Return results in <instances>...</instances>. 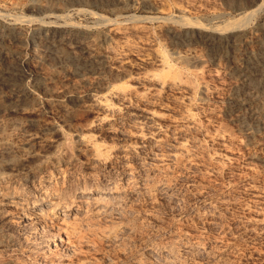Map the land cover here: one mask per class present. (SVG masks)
I'll use <instances>...</instances> for the list:
<instances>
[{"label":"rangeland","instance_id":"374dc122","mask_svg":"<svg viewBox=\"0 0 264 264\" xmlns=\"http://www.w3.org/2000/svg\"><path fill=\"white\" fill-rule=\"evenodd\" d=\"M246 1L0 0V35L7 52L0 57V72L8 66L30 69L49 84L43 89L24 80L38 99L33 111L0 109V159L21 156L32 165L36 154L46 159L42 168L34 165L29 172L34 177L23 175L19 163L6 165V171L14 172L7 182L36 194L37 175L53 179L54 189L63 193L83 184L127 187L128 179L145 178V186L126 199L119 229L101 232L98 227L104 224L96 215L87 219L85 208L79 209L77 217L83 220L73 227L82 233L80 241L71 237L73 230L64 233L61 223L57 229V220L22 222L14 208L0 203V264H46L60 250L65 259L76 255L84 264H264V124L250 127L253 120L242 122V115L226 106L240 84L236 53L225 47L209 50L198 42L204 29L240 21L262 2ZM243 23L245 47L254 50L252 32L264 28V8ZM71 34L95 38L105 58H89L76 48L74 55L86 67L63 70L62 58L46 48ZM261 88L256 105L248 109L259 114ZM122 94L125 100L119 99ZM9 95L0 83V104L7 105ZM102 95L110 96L112 107L93 105L92 99ZM146 111L155 112L158 130L132 122ZM119 122L120 131L109 126ZM185 122L191 127L183 129ZM80 135H89L99 147L101 143L98 166L90 162ZM10 144L14 152L1 151ZM125 148L134 155L123 156ZM142 158L150 166L143 172ZM162 178L169 183L168 199L152 187ZM91 217L96 225L85 230ZM110 229L117 232L105 237ZM93 232L97 242L89 241V246ZM48 233L72 238L79 246L85 243L72 255L57 243H45Z\"/></svg>","mask_w":264,"mask_h":264},{"label":"bare ground","instance_id":"6f19581e","mask_svg":"<svg viewBox=\"0 0 264 264\" xmlns=\"http://www.w3.org/2000/svg\"><path fill=\"white\" fill-rule=\"evenodd\" d=\"M227 1H229L230 4H235V3H240L241 0L240 1L239 0H227ZM244 3H247V1ZM244 3H243V5H244ZM248 5L249 4H247V6ZM246 8H248V7H246ZM263 8H264V0H262V2L259 5L253 6L247 13H245V15H243L242 20H240V21L237 20V22H235V20L234 21L231 20L228 22V25L226 27L220 28V29L218 27L212 28V29L209 28L210 29L209 31L204 29V31H201L198 35V37L201 38L200 41L198 40V42L205 44V46L209 50H213L216 48L219 49V48L225 47V50L227 49L228 51L235 52L236 53L235 56H237L239 58V63H238V67L236 69V73H237V77L239 79L240 84L234 90L233 94L231 96H229L226 106H227L229 112L237 111V113L242 115V117H240L242 122H248L250 119L253 120V121L249 122L250 124L247 123V125L250 127L254 124L258 125L260 122L264 124V105L262 108H260V107H259L260 109L258 108L259 110L262 109L261 114H259L260 112L257 110H256V112H251L250 110H248L251 108V106H253L257 102V100L259 99V93H260L259 89L262 87L261 88V91H262L263 86H264V28L262 30L252 32L253 36H255L254 38H256L257 48L249 51L247 49V46L245 47V43H246L245 36L246 35H245V33L242 32L243 30L241 27L243 26L242 25L243 22H246V20L248 18L255 17ZM197 26H199V25H197ZM18 30H20V29H18ZM2 34L3 33H1V35H0V57L3 58V57H6L7 52L5 49V46H6L5 42L6 41L4 42V38H3ZM86 36H88V35H86ZM86 36H83V35L80 36V35H75V34L64 35L60 39H56L55 42L53 41V42L49 43V45L47 46L46 49L50 50V51L52 50L54 53H57L58 56H60L62 58L63 70L66 71L69 68V69L75 70V72L76 71L79 72L80 69H83L86 67V63L84 64V63H81L80 61H78V58H76L77 56L74 55L75 53H73V52H75L76 48H81L82 50L86 51L88 54L87 56H89V58H93V59L94 58H100V57L102 59L105 58V54L99 53V51H98V41L95 38H92V37L89 38ZM63 40L65 42L69 41L71 46L67 47V48L60 47L61 46L60 42ZM72 42H73V44H72ZM256 42H255V45H256ZM76 50H78V49H76ZM162 56H164V58H165L166 55L162 54ZM164 58L162 57L163 61L165 60ZM166 58H167V56H166ZM35 76L36 75L32 71H30V69L18 70L14 67L11 68L9 66H8V68H6L4 70L1 69L0 83L5 84L9 88L10 95H9V98L7 101V105L3 106V104H0V109L4 107L6 110H10L12 112L13 111L27 112V111H31V110L33 111L34 109H36L37 105H38L37 96L34 95L33 92H30L31 90L28 91L25 88L24 83H23L24 80L27 78H30V79L34 80L35 83H37V86H39L40 88H43V89H49V86H48L49 84H47L46 82L44 83L42 78H39L38 76L35 77ZM45 91L49 92L48 90H45ZM49 93H51V92H49ZM107 95L98 96V97H95L94 99H92L94 102L93 105L97 106V107L101 105V106L108 108V106L110 104L107 101L109 100L108 98L110 96L107 97ZM112 95H114V94H112ZM124 95L123 94L120 95L119 99L125 100V97L127 95L126 96H124ZM124 102L126 103V101H124ZM262 104H264V103L262 102ZM110 106L112 107V105H110ZM259 106H262V105L259 104ZM111 107H109V108L111 109ZM143 117L144 118H142L141 120L133 119L132 122L142 124V125H147V127L151 126L152 128H154V130H158L157 127H159V125H157L158 123H157L155 112L146 111V112H144ZM104 118L105 117H102L99 119H100V121H105ZM188 124H190V123L185 122V125L182 126L183 129L191 127ZM109 126L111 128H113L114 130H117V131H120L122 129V124H120V122L115 123V124H109ZM78 140L79 141L82 140L83 143L87 146V149H88L90 156H91L90 162L96 166L97 163H99L102 160L100 156H103V154L100 152L101 143H100V147H99V143L92 140L89 135L88 136L87 135H80L78 137ZM84 144H83V146H84ZM1 145H3V144H1ZM15 148H16L15 146H13V145L11 146V144H10L9 146L3 147L1 151L9 154L11 152H14ZM131 150H129L128 148H125L123 150V152L125 153V154H123V156L124 155H126V156L134 155L133 153H135V151L132 150L133 152L131 154V152H130ZM155 152L156 151L152 152V156H150V158L156 155ZM36 155L37 156H35L36 159H35L34 165H36L37 168H42L44 166L43 165L44 162H46L45 161L46 159H45L43 154H39V155L36 154ZM105 157H107V156L105 155ZM174 160H175V162H177L180 159L177 157H174ZM18 163L21 164V166H22L21 170H23V172H22L23 175H28V176L34 177V175H32L33 173L30 175L29 172H32L34 170L35 166L32 165L31 163H26L25 158H23L21 156L20 157H15V156L10 157L9 155H7V158H5V159L1 158L0 159V203H5V204H7L6 206L9 205L12 208H14L15 211L17 212L18 216L20 217V221L23 220L22 222H25L26 220H29L30 222H33V221L44 222L45 220L46 221L49 220V222L50 221L52 222L53 220H57V222H55L57 225V229H59L58 226H60L58 224L61 223V225L64 227L62 229V231L64 233H68V232L73 230L72 233H70L72 236L71 235L70 236L74 237V238H78V239H76L77 241L82 240V239H79V236L82 235V233L79 231L78 228H77L78 230L75 229L76 228L75 224L78 221L83 220V219H80V216H79V218L77 217V212L79 209L85 208V214L83 215V217L85 216V218H87V219H88V217H86V216H88L90 214H94V217L96 215V220L100 221L101 224H104L102 226L99 225L101 228L98 227V229L101 232H102V230L106 231L107 227L118 228L119 225L121 226L122 223L124 224V219H125L124 207L127 205V204L125 205L126 199L130 198V196L132 197L134 192H137L135 189L143 186L144 182H145V178H143V176H140L138 178V180H140V181H138L136 179L135 180L134 179H128L129 183L127 182L128 183L127 187L126 186L125 187H123V186L117 187L116 186L113 188V186L100 187V186H93L91 184H83L81 186H74L71 191L69 190L67 192V190H66L65 191L66 193H63L64 190L61 191L59 188L54 189L55 182L53 179L50 180L47 175H43L41 177H40V175H37L39 185L37 186L38 188L36 187V189H34V190H36V191H34V192H36V194H31L23 186H21V185L19 186L17 184L13 185L14 182H13V184L12 183L10 184L9 182H7L9 180L12 181L11 178H12V176H13L12 174L14 172H12L11 170L6 171V169H5L6 165L13 166V165L18 164ZM140 163L141 164L139 165V168L142 170V172L149 169V167H150L149 163L147 161H145L144 158L141 159ZM127 164H129V163L125 162L124 166ZM15 170H16V168H15ZM39 171H37V172H39ZM41 172H44V171L41 170ZM39 174H40V172H39ZM13 180H15V179H13ZM46 181H48V182H46ZM167 183L168 182L162 178V179L154 181L152 183V187L160 193L161 197L168 199L171 195L168 191ZM114 185H116V184L114 183ZM30 190H32V189H30ZM92 218L93 217L89 218L88 222H86L87 223V224H85L86 228L83 227V228H85V230L88 228L90 229V227H92L93 225H96V223L94 222L95 219H92ZM84 221H86V220H84ZM100 222H98L97 224H99ZM44 223H46V222H44ZM68 229H70V230L68 231ZM114 230L116 231V229H114ZM114 230L108 231L109 233L106 232L108 234L107 236L104 233H102V234L105 235V237H108V236H110V232H112V231L114 232ZM53 233H54V231H53ZM53 233H50V234L48 233L50 237H49V239L48 238L46 240L44 239L45 243H50V241H52L53 247H54V245H56L55 243H57V245L59 244L62 246L61 249L65 248V249L69 250L70 251L69 253H71L72 255H75V253H78L76 251L77 250L79 251L81 249V248H78L79 242H73L72 243L73 240L70 241L72 238L70 239L66 235H65L66 237H63V236L61 237V234H59V233L53 234ZM97 234H98L97 232H93L92 235L89 236V238H87L88 240L86 241V243L89 245V243L91 241H93L92 243H90L93 245V243L97 242V241L94 242V240H96L95 237H97ZM119 234H120V231H119ZM119 234H116V235H119ZM114 235L115 234H113L111 236L114 237ZM47 236L48 235H46V237ZM55 237L57 240L59 239L58 242L55 240ZM98 237L100 238V236H98ZM114 240H116V238ZM42 241H43V239H42ZM81 243L82 242H80V246H81ZM83 243H85V242H83ZM45 245L47 246V244H45ZM84 245H86V244H84ZM89 246H91V245H89ZM87 248H89V247H87ZM65 249H64V252H65ZM53 251H55V250H53ZM80 252H81V250H80ZM83 253H81V254H83ZM63 254L64 253L61 250L56 251L54 253V255L56 256V258H55L56 260L53 262H50V263H46V264H84L80 258H79L80 260H77L78 256L76 258V255H75V258H73L71 256L72 258L67 257L68 259H65L66 256ZM67 255H68V253H67ZM51 258L53 259V257H51ZM139 260H140V258H137L134 261L138 262ZM169 263L173 264V261L169 262ZM169 263H167V264H169ZM162 264H164V263H162Z\"/></svg>","mask_w":264,"mask_h":264}]
</instances>
